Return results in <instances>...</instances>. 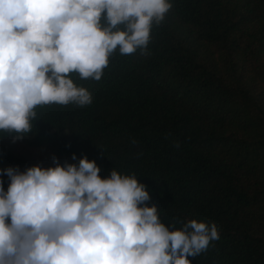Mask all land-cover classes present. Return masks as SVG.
Returning <instances> with one entry per match:
<instances>
[{
	"label": "trees",
	"instance_id": "obj_1",
	"mask_svg": "<svg viewBox=\"0 0 264 264\" xmlns=\"http://www.w3.org/2000/svg\"><path fill=\"white\" fill-rule=\"evenodd\" d=\"M169 2L147 54L117 49L98 81L69 74L92 102L36 106L22 139L136 176L170 230L215 223L192 264H264V0ZM14 135L0 131V168L40 165L3 143Z\"/></svg>",
	"mask_w": 264,
	"mask_h": 264
},
{
	"label": "clouds",
	"instance_id": "obj_2",
	"mask_svg": "<svg viewBox=\"0 0 264 264\" xmlns=\"http://www.w3.org/2000/svg\"><path fill=\"white\" fill-rule=\"evenodd\" d=\"M171 7L169 0H0V131L15 133V142L32 130L36 106L90 104L91 93L69 74L98 81L117 49L147 54L153 22ZM100 171L87 156L78 165L4 169L0 264H192L189 257L220 238L215 223L195 219L170 230L136 176Z\"/></svg>",
	"mask_w": 264,
	"mask_h": 264
},
{
	"label": "rangeland",
	"instance_id": "obj_3",
	"mask_svg": "<svg viewBox=\"0 0 264 264\" xmlns=\"http://www.w3.org/2000/svg\"><path fill=\"white\" fill-rule=\"evenodd\" d=\"M3 143L16 155L27 158L28 160H31L36 164H40L45 168L55 166V163H57L58 160H64L68 162L74 161L71 158H68L66 155H57L53 153L46 146H32L29 144L27 139H20L13 142L12 137H6L3 139ZM53 156L57 157L58 160L54 161ZM3 170L4 168H0V171L3 172ZM20 171L23 172V170Z\"/></svg>",
	"mask_w": 264,
	"mask_h": 264
}]
</instances>
